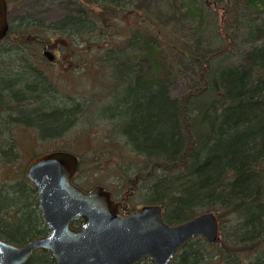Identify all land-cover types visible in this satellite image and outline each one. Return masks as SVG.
Returning a JSON list of instances; mask_svg holds the SVG:
<instances>
[{
    "label": "trees",
    "instance_id": "obj_1",
    "mask_svg": "<svg viewBox=\"0 0 264 264\" xmlns=\"http://www.w3.org/2000/svg\"><path fill=\"white\" fill-rule=\"evenodd\" d=\"M67 1L72 4L70 12L48 28L72 40L73 48L58 49L77 52V46L88 45L91 49L84 53L100 52L84 56L96 58L94 64H101L99 73L104 77V67L110 68L108 80L100 82L106 90H98L91 98L81 97L95 104L87 111H63L50 100V113L36 123L44 122L49 130L58 131L50 137L65 135L75 127L90 131L105 123L108 132L103 142L117 161L119 195L125 196L129 188L136 191L131 201L161 205L164 220L170 225L204 212L216 214L220 240L210 244L203 237H195L171 264H203L214 258L224 264H264V0H232L235 8L226 7L229 12L242 7L248 13L250 45L238 63L224 62L223 54L229 51L226 48L207 49L198 55L191 52L199 80L181 97L170 92L175 72L171 56L177 48L185 54L188 51L166 37L163 26L169 20L155 21L149 0L146 5L139 0ZM184 7L185 16L198 9L193 0L176 9L182 11ZM130 11L151 18L147 22L137 17L128 26V43L136 49L135 54L118 44L112 46L106 35L111 20L121 19ZM8 19L10 31L0 40V50H38L35 45L47 43L40 35L42 25L30 14H9ZM224 26L220 20L219 28ZM97 35H104V41H97ZM8 58L12 60L0 64L23 68L17 71L18 78L8 81L19 85L47 75L31 68L36 63L29 61L26 53ZM50 79L54 82L53 76ZM57 97L61 95L56 92ZM18 159L17 151L0 147V162L12 166L17 176L14 182L0 186V238L23 245L47 230L36 192L23 169L15 165ZM29 210L32 222L21 229L13 228V220L26 217ZM7 213L14 219L5 218ZM26 264L54 261L49 252L37 251Z\"/></svg>",
    "mask_w": 264,
    "mask_h": 264
},
{
    "label": "rangeland",
    "instance_id": "obj_2",
    "mask_svg": "<svg viewBox=\"0 0 264 264\" xmlns=\"http://www.w3.org/2000/svg\"><path fill=\"white\" fill-rule=\"evenodd\" d=\"M190 1L192 0H149L152 18L154 17L153 19L158 22L160 21L159 19L163 18L169 20L168 24L163 26L166 37L175 40L178 46L181 48L184 47L186 48L185 50L188 51V54H185L177 48L173 51L171 56L175 72L171 82L170 92L174 97H181L199 80L197 62L195 58H192L191 52L198 55L204 53L207 49L214 51L226 48L229 51L223 54L224 56L222 59L224 58V62L238 63L242 51L247 49L250 45V38L248 35L249 28L247 27V20H249L247 16L248 13L245 12L242 7H239L235 12H229L226 7L235 8L232 0H210L211 2L214 1L213 5H210L207 0H193L198 8L193 14L185 16V7L182 8V11L176 9L183 4L188 6ZM147 2L148 0H139L141 5H146ZM9 4L10 15L26 16L30 14L33 18L37 19L39 25H42L39 29L40 35L44 37V41L47 43L43 46L35 45L34 49L39 50L45 46H47L50 51L57 47L65 48V46H68L73 48L71 46L72 40L69 37L60 36L48 28L49 24L63 18L70 12L72 4L68 3L67 0H10ZM216 6L218 7L216 8ZM132 12L133 11L123 14V16L120 15L121 19L111 20V27L108 29L109 31L106 35L107 38L112 41V46L118 44L122 46L121 49L125 50V52L135 54L137 52L136 49L131 47L128 43V26L130 23L135 22L137 17L142 16L147 22H149L151 18L145 17L140 11ZM220 20H223L225 24L222 28H219ZM257 23L259 24L260 22ZM221 30L222 32H220ZM50 37L55 38L53 42L49 41ZM227 37H230L229 41L231 42L228 43ZM94 38L100 41L105 37L104 35H97ZM57 44L59 46H57ZM92 48H96L95 45H92ZM77 49V53L80 55H94L100 53H93L92 51L90 53H84V51L89 52L86 50L91 49L88 45L85 47H81V45L77 46ZM84 58H81L83 60L80 58L78 59L82 62L79 64V67H76L75 70L72 71L67 68L69 62L64 61L61 62V64L57 63L59 66H51L47 64V60L45 61L48 67L46 72L48 76L54 77V84L60 95L71 94L76 97L91 98L98 90H106L101 87L100 82H104L105 79L108 80L107 75L108 72H110V68L107 69L104 67L106 73L104 77V73L101 75L99 73V66L101 64L97 63V65H95L91 63V60L95 59L94 57L88 56ZM52 95L53 96H50V98H55V95ZM28 123H36V120L30 119ZM99 124L98 128L95 127L96 129H91L90 131H85V129L81 127H75L71 130L69 129L65 135L63 134L55 137H50V135L58 131L49 130L50 138H48V136L46 137L48 138V143L44 144L42 147L36 145L35 142L34 144L31 143V137L25 132L28 127L26 124H24V126L18 125L14 127V132L16 133L14 138L17 141L19 150L17 151L19 159L15 163L16 167H20L24 171L27 164L39 154L60 149H70L81 157L82 160V166L80 165L79 172L81 178L78 180L82 186L88 189L100 183L109 188H116L118 176L115 173V168L117 167L115 163L117 161L113 153L107 152L106 144L103 142L105 141L104 135L108 132L105 128V123L101 122ZM92 133L97 134L95 135ZM98 134L100 135L99 137H97ZM46 135H48L47 132ZM34 147L38 149V151H30V149ZM12 169V166L0 162V186L16 180L17 176ZM28 213L29 215L26 217L18 216L15 219L7 213L8 215H6L5 218L14 219L12 227L21 229L22 226H28V222L30 223L34 219L30 210ZM19 237L22 238L23 234H20ZM203 264L224 263L214 258Z\"/></svg>",
    "mask_w": 264,
    "mask_h": 264
},
{
    "label": "water",
    "instance_id": "obj_3",
    "mask_svg": "<svg viewBox=\"0 0 264 264\" xmlns=\"http://www.w3.org/2000/svg\"><path fill=\"white\" fill-rule=\"evenodd\" d=\"M9 31L8 0H0V40ZM45 54L53 59L51 52ZM78 168V156L65 150L40 154L27 164L24 174L37 191L48 234L23 245L0 238V264H26L37 251L49 252L54 264H171L195 237L210 244L220 240L215 213L176 225L164 220L159 204L123 213L103 186L85 191L76 185Z\"/></svg>",
    "mask_w": 264,
    "mask_h": 264
},
{
    "label": "flooded vegetation",
    "instance_id": "obj_4",
    "mask_svg": "<svg viewBox=\"0 0 264 264\" xmlns=\"http://www.w3.org/2000/svg\"><path fill=\"white\" fill-rule=\"evenodd\" d=\"M8 16H9V13H8ZM47 51L53 54L52 60L46 56L45 53ZM101 52L103 51L101 50ZM14 53H26L28 56H30L29 61H34L36 63L32 65L31 68H37L41 70L42 72H45L46 74H47L46 70L48 68L47 64L51 66H56V65L59 66V64L57 63L61 64V62L66 61V62H69V65L67 66V68L71 69L72 71V70H75L76 67L80 66L79 64L82 61L78 59L85 57L84 54L80 55L76 51L67 50V49H58V48L52 49L51 51L49 50V48H42L41 50H38V51L36 50H29V51L0 50V62L11 61L12 59L8 58V56ZM46 60L48 61L47 64H45ZM86 60H89V59H86ZM94 62H96V58L91 60V63L94 64ZM19 68H21L20 65H15L14 68H12V66L0 64V147L1 148L8 149V150L10 149L13 151H19L17 147L18 146L17 141L14 138L16 136V133L14 132V127L18 125L24 126V124H26L29 127V128L28 127L26 128L25 132L29 137H31V143L34 144L35 142L36 145H38L39 147H42L44 144L48 143L47 141L48 138L46 137L49 136V129L46 128L45 123L43 122L42 124H37V123L29 124L28 121L30 119L44 121V119H46L47 115L50 113L49 105H48L50 103V100L56 101L57 104L59 105V109H62L63 111L65 110H74L76 112L79 110L87 111L90 108L95 107V104H93L94 102L93 103L89 102L87 99L85 100L81 97L61 95V97L51 99L50 98L51 94L56 95V92L57 93L59 92L57 90L54 91L53 89H51L54 87L53 83H55V81L51 82V79H50L51 76H48V74L44 75V77L41 79L39 78V79L32 80V81H23L19 83V85L15 81L14 82L8 81L11 78H18L17 71H19ZM73 119L75 121L77 120V117ZM46 132L48 135H46ZM60 150H63V149H60ZM30 151L35 152V151H38V149H35L34 147L30 149ZM65 151L72 152V150L70 149H65ZM78 158H79V168L74 176L73 182L76 185H78L80 188H82L83 190L88 191L97 185L103 186L105 189L111 192L112 198L118 203L119 209L123 213L134 211L147 204H153L150 202L137 203V202L131 201L130 197L134 195L136 191L133 189H129V188L126 189L127 191L125 192V196L119 195V191L117 188H109L100 183L95 184L88 189L85 188L78 181L79 178H81L80 173H79L81 160L79 156ZM30 183L33 186L32 187L33 190H35L36 192V199H37V206H38L37 191L32 181H30ZM80 223L81 221H76L74 224L75 226H78L80 225ZM44 226L47 231L43 236L48 234V228L46 227L45 223H44ZM39 237H42V236H39ZM141 264H152V262L150 260H146L142 262Z\"/></svg>",
    "mask_w": 264,
    "mask_h": 264
}]
</instances>
